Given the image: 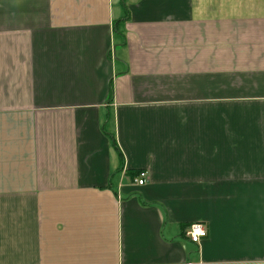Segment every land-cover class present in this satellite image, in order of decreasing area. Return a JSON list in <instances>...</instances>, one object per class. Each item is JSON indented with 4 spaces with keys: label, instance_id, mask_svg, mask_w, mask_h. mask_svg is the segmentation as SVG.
I'll return each mask as SVG.
<instances>
[{
    "label": "crops",
    "instance_id": "0c3cea01",
    "mask_svg": "<svg viewBox=\"0 0 264 264\" xmlns=\"http://www.w3.org/2000/svg\"><path fill=\"white\" fill-rule=\"evenodd\" d=\"M0 264H264V0H0Z\"/></svg>",
    "mask_w": 264,
    "mask_h": 264
},
{
    "label": "built area",
    "instance_id": "2783aa9c",
    "mask_svg": "<svg viewBox=\"0 0 264 264\" xmlns=\"http://www.w3.org/2000/svg\"><path fill=\"white\" fill-rule=\"evenodd\" d=\"M148 172L141 171L139 172L138 177L135 179L138 184L143 185L147 182ZM208 234L207 228L204 224L195 223L192 224L189 228V237L193 242H200L202 238L206 237Z\"/></svg>",
    "mask_w": 264,
    "mask_h": 264
}]
</instances>
